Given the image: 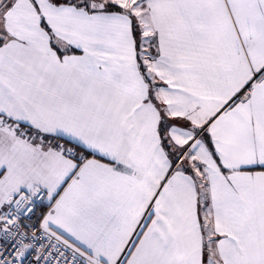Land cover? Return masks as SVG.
Segmentation results:
<instances>
[{"label":"snow or ice","instance_id":"6c2138e0","mask_svg":"<svg viewBox=\"0 0 264 264\" xmlns=\"http://www.w3.org/2000/svg\"><path fill=\"white\" fill-rule=\"evenodd\" d=\"M0 264H264V0H0Z\"/></svg>","mask_w":264,"mask_h":264}]
</instances>
